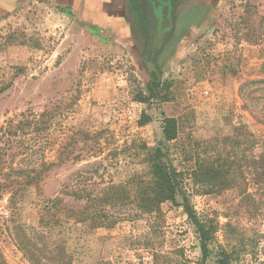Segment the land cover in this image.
I'll return each mask as SVG.
<instances>
[{"label": "rangeland", "instance_id": "1", "mask_svg": "<svg viewBox=\"0 0 264 264\" xmlns=\"http://www.w3.org/2000/svg\"><path fill=\"white\" fill-rule=\"evenodd\" d=\"M175 12L152 54L126 10L88 18L34 3L0 19V264H152L146 241L178 264L196 262L180 196L162 204L154 234L116 211L112 227L94 228L64 208L85 204L65 191L96 193L145 172V148L161 143L183 172L197 154L239 159L236 185L200 194L188 184V202L217 226L234 264H264V184L253 173L264 123L241 97V88L264 95V85L247 86L264 80V1H231L214 16L190 3ZM164 117L176 124L169 141Z\"/></svg>", "mask_w": 264, "mask_h": 264}, {"label": "trees", "instance_id": "2", "mask_svg": "<svg viewBox=\"0 0 264 264\" xmlns=\"http://www.w3.org/2000/svg\"><path fill=\"white\" fill-rule=\"evenodd\" d=\"M157 83L156 75L153 82L148 83L147 88L151 97L158 85ZM260 85H264V80H254L247 83V86L254 89L250 93L256 91ZM242 90L241 88L242 99L245 103L254 106L256 110H254L253 115L259 117V120L264 123V95L251 96L244 94ZM159 97L163 101L168 100L166 94ZM142 117L143 121L147 120L146 115L143 114ZM162 133L166 141L174 138L176 133L174 118H163ZM145 149V172L132 175L123 183L108 185L96 193L85 189L65 191L64 194L72 196L74 202L85 201V204L79 206L80 209L77 210L66 205L64 208L67 215L73 216L77 223L89 222V227L109 228L117 222V218L113 214L116 211V213L123 214L130 220H145L148 226V234H154L161 228L162 204L167 201L176 203L177 197L180 196L182 199L181 206L194 228L200 251V257L196 262H187L186 264H208L206 260L211 255L214 258V264H234L232 254L215 242L217 226L200 218L188 202L189 193L186 185L192 184V191L200 194H207L219 188L236 185V180L242 176V165L238 163L239 159L230 156L225 158L218 151L212 156L197 154L194 169L183 172L177 170L168 161V153L163 143L154 148L146 147ZM253 173L256 176L254 184L256 186L264 184V152L257 156ZM62 200V198L57 197L48 200L50 208ZM120 209L121 212L118 211ZM146 237L147 235L144 241L147 240ZM150 242L143 243L144 248L151 253L152 264H178L162 250L155 249V244Z\"/></svg>", "mask_w": 264, "mask_h": 264}, {"label": "crops", "instance_id": "3", "mask_svg": "<svg viewBox=\"0 0 264 264\" xmlns=\"http://www.w3.org/2000/svg\"><path fill=\"white\" fill-rule=\"evenodd\" d=\"M159 2L158 5L165 3L169 6L167 11L170 15L176 16V10L182 4L190 3L192 6L205 7L209 11L211 16L217 15L220 9L230 3L231 1L240 0H156ZM251 1H264V0H251ZM34 3L53 5L60 7L62 10L67 12H73L79 17L96 18L99 16L108 17H122L123 10L131 17L139 16L138 12L140 7L138 5L139 0H0V19L7 14L14 13L21 8H27L32 6ZM157 7V6H156ZM157 16H162L161 12H157ZM139 29V27H135ZM130 31V29H128ZM142 30V29H141ZM140 30V32H142Z\"/></svg>", "mask_w": 264, "mask_h": 264}, {"label": "flooded vegetation", "instance_id": "4", "mask_svg": "<svg viewBox=\"0 0 264 264\" xmlns=\"http://www.w3.org/2000/svg\"><path fill=\"white\" fill-rule=\"evenodd\" d=\"M139 2L140 11L138 15L140 19L139 16H133L131 20L135 27H139L140 30L142 29L141 34L144 37L145 43L144 51L152 54L159 47L158 45L166 39L167 32L171 30V26H173L172 15L168 13V21H164L162 16H157V12H161L163 4L165 3L156 5L153 0H139ZM163 21L164 28H162ZM146 53L143 54L144 57L147 56Z\"/></svg>", "mask_w": 264, "mask_h": 264}, {"label": "water", "instance_id": "5", "mask_svg": "<svg viewBox=\"0 0 264 264\" xmlns=\"http://www.w3.org/2000/svg\"><path fill=\"white\" fill-rule=\"evenodd\" d=\"M153 2H154L156 5L159 4V2L156 1V0H153ZM168 9H169V6H168L167 4H163V8H162V19H163L164 21H168V20H169V17H167V11H168ZM164 21H163L162 28L165 27V26H164Z\"/></svg>", "mask_w": 264, "mask_h": 264}, {"label": "built area", "instance_id": "6", "mask_svg": "<svg viewBox=\"0 0 264 264\" xmlns=\"http://www.w3.org/2000/svg\"><path fill=\"white\" fill-rule=\"evenodd\" d=\"M8 216V211H7V209L3 206V205H1L0 206V218H6Z\"/></svg>", "mask_w": 264, "mask_h": 264}]
</instances>
